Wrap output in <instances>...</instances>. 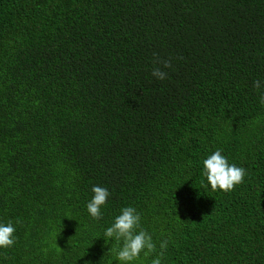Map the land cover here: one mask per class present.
Listing matches in <instances>:
<instances>
[{"label":"trees","instance_id":"trees-1","mask_svg":"<svg viewBox=\"0 0 264 264\" xmlns=\"http://www.w3.org/2000/svg\"><path fill=\"white\" fill-rule=\"evenodd\" d=\"M258 79L264 0H0V264H117L125 206L166 264H264ZM216 149L246 170L228 192L202 175Z\"/></svg>","mask_w":264,"mask_h":264},{"label":"clouds","instance_id":"clouds-1","mask_svg":"<svg viewBox=\"0 0 264 264\" xmlns=\"http://www.w3.org/2000/svg\"><path fill=\"white\" fill-rule=\"evenodd\" d=\"M164 66L168 67L167 61ZM167 73L160 68L152 70V76L158 80H164ZM253 87L261 90V101L264 102V80H255ZM246 170L234 163H230L221 149H216L202 160V175L213 191H231L240 184ZM91 199L86 203V211L89 216L98 220L102 218L101 208L110 196L107 188L93 185ZM16 227L11 220H0V249L14 246ZM107 240H114L118 244L115 252L117 264H142L141 255L144 258L151 256L150 264H166L167 241H161L159 247L153 241L152 235L141 228V215L135 207L125 206L114 216L110 226L106 227L102 236ZM85 264L90 262L85 261Z\"/></svg>","mask_w":264,"mask_h":264}]
</instances>
